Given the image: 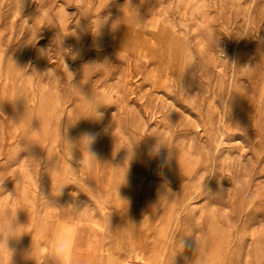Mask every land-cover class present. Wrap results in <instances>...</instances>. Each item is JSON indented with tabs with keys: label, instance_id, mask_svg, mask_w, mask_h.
Returning a JSON list of instances; mask_svg holds the SVG:
<instances>
[{
	"label": "rangeland",
	"instance_id": "1",
	"mask_svg": "<svg viewBox=\"0 0 264 264\" xmlns=\"http://www.w3.org/2000/svg\"><path fill=\"white\" fill-rule=\"evenodd\" d=\"M0 244L264 264V0H0Z\"/></svg>",
	"mask_w": 264,
	"mask_h": 264
},
{
	"label": "clouds",
	"instance_id": "2",
	"mask_svg": "<svg viewBox=\"0 0 264 264\" xmlns=\"http://www.w3.org/2000/svg\"><path fill=\"white\" fill-rule=\"evenodd\" d=\"M4 225L5 226L7 225V221H4ZM0 251L3 252V255L4 256H7L8 257V250H7V248L3 244H0Z\"/></svg>",
	"mask_w": 264,
	"mask_h": 264
}]
</instances>
